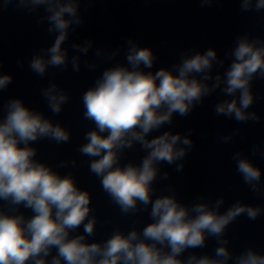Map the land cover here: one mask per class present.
<instances>
[{
	"label": "clouds",
	"instance_id": "obj_1",
	"mask_svg": "<svg viewBox=\"0 0 264 264\" xmlns=\"http://www.w3.org/2000/svg\"><path fill=\"white\" fill-rule=\"evenodd\" d=\"M201 7L215 0H199ZM82 0H3L27 14H37L38 25L54 40L48 47L34 50L28 68L44 78L49 69L63 72L69 64L80 72L81 57L93 49L94 40L73 41L64 47L70 33L84 23ZM87 4L92 0H86ZM242 13L264 11V0H239ZM42 10V14H41ZM87 10V9H85ZM124 62L103 68L81 95L83 118L93 125L84 133L85 142L77 151L85 157L89 172L121 214L136 216L147 212L150 221L142 229L133 226L125 233L114 228L107 239L89 242L96 235L97 217L90 207L87 190L78 187L71 171L61 175L53 166L36 159L41 140L68 143L71 133L44 112L25 105L19 97L0 103V264H264V254L245 247L238 254L229 249L228 226L240 216L255 221L264 206L237 199L224 211L225 198L214 201L203 195L185 204L176 198L173 185L168 194L157 195L153 185L168 180L170 173L161 165L184 169L183 160L193 148L191 133L173 132L174 116L186 117L205 98L217 93L213 106L216 116L238 123L260 122L249 111L257 97L253 81L264 80V38L249 32L238 34L233 46L219 56L208 47L203 52L189 48L179 52L170 67L152 71L157 56L152 48L128 37ZM121 48L97 47L94 61L83 64L95 71L100 63L113 61ZM230 60L225 68V61ZM17 65L23 67L18 59ZM2 68V61H0ZM215 70V71H214ZM222 70V71H221ZM13 82V76L0 71V93ZM217 90H219L217 92ZM40 96L53 116H58L70 97L54 80L40 89ZM220 135L229 143L239 133ZM154 132L159 133L152 135ZM139 145L144 155L139 163L125 161L126 153ZM250 156L264 159V149L254 145ZM236 172L258 198H264L262 170L243 151L233 153ZM77 160H61L56 168H75ZM30 210L26 216L20 209ZM83 229L80 232V229ZM215 238L213 254L199 255L189 249L205 248Z\"/></svg>",
	"mask_w": 264,
	"mask_h": 264
},
{
	"label": "water",
	"instance_id": "obj_2",
	"mask_svg": "<svg viewBox=\"0 0 264 264\" xmlns=\"http://www.w3.org/2000/svg\"><path fill=\"white\" fill-rule=\"evenodd\" d=\"M80 12L84 23L70 33L64 45L69 48L71 56L74 54L70 47L73 41L83 42L86 37L94 40L93 49L87 56L81 57L80 72H73L69 64L66 71L49 69L48 75L40 78L28 68V61L34 50L50 46L54 36L47 33L46 23H36V13L27 14L14 5H4L3 0H0V71L13 76L8 89L0 93V103L9 97L22 98L26 106L44 112L53 122H59L70 131L68 143L57 144L45 139L32 146L38 149L36 159L53 166L61 175L71 171L78 187L89 192L90 207L97 217L96 235L88 238L92 242L107 239L114 228L126 233L134 220L137 229H142L151 221L147 212L136 216L121 214L119 207L102 190L99 179L89 172L88 164L81 163L87 161L88 157L82 156L77 148L85 142L84 133L93 127L91 122L83 118L82 93L91 86L103 68L117 61L124 62L125 41L128 37L137 40L141 46L152 48L157 56L152 69L155 71L178 62L179 52L185 49L194 48L203 52L213 47L223 57L224 51L233 46V39L238 34L249 32L264 38V11L242 13L239 0H215L210 7H201L199 0H92L90 4L82 0ZM118 46L121 54L113 61L100 63L95 71H89L83 64L85 59L96 60L93 56L95 48ZM18 59L23 61V67L17 65ZM229 62L225 61V68ZM50 79L70 97L58 116L51 114L40 96V89L46 87ZM252 91L257 99L249 111L257 112L261 117L259 123H238L224 116H216L213 106L222 97L213 93L188 116H174L171 126L165 125L159 130L163 132L171 127L173 132L186 133L188 129H193V148L183 160L182 172H176L175 165L160 166L161 171H168L170 176L168 180H158L153 185L157 195L168 194L166 187L173 185L176 198L185 204H191L195 202L196 196L203 195L212 201L223 196L225 204L221 211L237 199L264 206V198L256 197L243 183L236 172L235 161L231 159L233 153L243 151L261 168L264 181V159L250 156L254 145L259 144L264 149V80H254ZM236 128L240 131L232 141L226 144L220 142V135L232 133ZM157 134L154 132L152 135ZM143 155L137 145L126 153L125 161L122 162L131 160L139 163ZM71 159L77 160L75 168H56L61 160ZM20 210L26 216L31 215L30 210ZM226 236L230 241L229 249L234 254L245 247H252L264 254V214L255 221L240 216L228 226ZM216 246L215 238H209L205 248L189 249L184 256L189 252L212 255Z\"/></svg>",
	"mask_w": 264,
	"mask_h": 264
}]
</instances>
